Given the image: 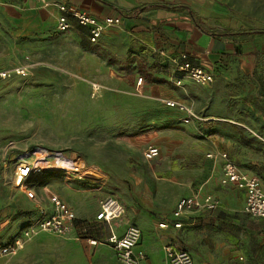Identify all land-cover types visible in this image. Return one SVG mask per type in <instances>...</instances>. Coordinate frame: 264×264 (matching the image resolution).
Listing matches in <instances>:
<instances>
[{"label":"rangeland","instance_id":"obj_1","mask_svg":"<svg viewBox=\"0 0 264 264\" xmlns=\"http://www.w3.org/2000/svg\"><path fill=\"white\" fill-rule=\"evenodd\" d=\"M254 7L260 18L249 17L240 28L264 29V0ZM239 58L225 87L231 93H226V115L238 125L217 112V118L196 126L181 124L148 88L156 76L166 78L163 64L153 61L112 66L114 60L104 57L107 65L96 64L90 71L70 65L37 67L30 76L0 83V221L17 217L2 209L8 195L4 189L25 190L28 184L18 186L14 170L19 161H29L39 169L63 170L58 180L47 181L53 187L59 181L77 182L101 192L97 203L106 196L118 198L124 217L128 210L147 217L150 224L142 233L154 250L162 251L170 241L190 250L193 264H234L239 254L245 264H264V219L246 213L240 193L219 183L217 151L209 139L229 137L231 157L264 183V49ZM139 76L145 83L138 88L134 80ZM147 142L160 146V154L149 160L143 157ZM84 168L96 178L85 177ZM203 183L220 205L194 213L178 229L158 231L155 217ZM15 202L13 195L8 207ZM87 230L101 238L104 234L96 225ZM72 233L84 236L78 227L66 234L40 232L19 253L0 256V264H117L104 244L81 253H57L55 246Z\"/></svg>","mask_w":264,"mask_h":264},{"label":"crops","instance_id":"obj_2","mask_svg":"<svg viewBox=\"0 0 264 264\" xmlns=\"http://www.w3.org/2000/svg\"><path fill=\"white\" fill-rule=\"evenodd\" d=\"M49 1L78 6L98 18L106 15L118 16L121 22L104 28L97 42L92 43L88 39L87 27L79 25L73 19H71V27L66 31H58L56 29L57 9L54 5L43 7L42 0H0V69L24 66L27 68L25 75L30 76L36 71L37 67L40 70L50 66L70 65L80 66L83 69L85 68L86 71H90L96 64L107 65L106 62H103L104 57L114 60L112 66H123L128 63L137 65L144 60L151 61V63L153 61L154 65L163 64L165 68L163 75L166 78L161 75L156 76L155 79H151V85H148V88L151 94L156 96L165 107L177 114L181 124H195L196 126L197 123H204L206 120L217 118L214 116L216 112L222 114V119L225 121L239 124V122L231 120L226 115L228 113L227 94L231 96V93H228L225 87L229 80H232L233 72L239 66L240 56L254 53L260 48L264 49V34L238 38L231 31L243 30V27L240 28V26L249 17L260 18L254 11L257 0ZM236 47L240 48L241 53L235 51ZM179 51H186L188 59L192 63L211 68L214 72L213 81L207 83V85H200L189 78H184L181 85H175L171 82L170 73L175 70L172 58ZM240 66L244 70L247 68L242 67V64ZM25 75H14L0 81V83L2 85L11 81L12 78ZM134 83L136 87H142L145 79L143 78L140 84H137L136 80H134ZM162 99H174L184 102L204 119L184 123L182 121L184 113L174 107L165 105ZM209 139L212 145L211 150L226 151L229 157L237 163L230 155L229 146L232 143L229 137H217L216 135L215 139ZM149 144L158 146L160 154V146L157 143L147 142L144 148ZM218 163V180L221 183L222 161L219 156ZM82 173L85 177L96 178V174L91 169L84 168ZM50 179L58 180V178ZM262 184L264 188V183L262 182ZM204 185L205 183L199 184L192 192L178 196L166 213L157 215L155 217L156 229L164 233V231L175 230L182 226L174 227L170 222L174 220L172 211L179 198L194 193H200L201 195L210 193L216 197ZM226 185L234 189L235 192L240 193L244 203L243 191L232 184ZM27 187L34 191V198H29L25 190L18 191L13 187L4 189L7 190L8 195L7 199L4 200L5 204L2 209L8 210L5 213L6 215L10 214L11 211L15 212L17 217L12 221L9 218L0 221V235L4 234L3 239L0 240V245L17 235L37 213L39 207H43L49 212L52 207L49 195L53 193L74 211L78 225H85L87 229H91L96 225L104 231L102 238L86 233L97 240L93 245L89 244L84 236L78 238L72 233L71 239H67L65 242L59 241L55 246L56 252L81 253L82 248L91 250L97 248L100 244H104L106 250L113 254L117 264H119L114 249L107 242L109 234L107 224L103 220L95 218L99 209L96 200L98 195L101 194L100 191L85 188L77 182L65 181H59L55 187H53L51 181L41 185L28 184ZM13 195L15 196L16 205L20 208L18 213L15 211L17 206L8 207ZM203 211L207 210L187 212L181 216L180 220L183 224L187 217ZM133 218H135V221L132 220ZM162 221H167L168 226L160 227L159 223ZM128 223L136 224L141 230L140 240L136 246V250H141L139 248L141 245L144 251L145 256L141 264H167L168 261L163 248V253L161 250H154L148 239L145 238V233H142V229L145 230L150 224V220L140 213H132L128 210V216L124 217L123 215L117 223H114L113 229L117 234H121ZM142 238L143 240L139 245ZM29 241L30 239L25 242L23 248L27 244L34 243ZM45 242L46 240L42 241V243ZM167 243L188 250L175 242L168 241ZM188 251L192 255V252ZM163 257L165 260H163Z\"/></svg>","mask_w":264,"mask_h":264},{"label":"built area","instance_id":"obj_3","mask_svg":"<svg viewBox=\"0 0 264 264\" xmlns=\"http://www.w3.org/2000/svg\"><path fill=\"white\" fill-rule=\"evenodd\" d=\"M54 5L57 9L56 29L58 31H66L71 27V19L75 20L79 25L87 27L88 39L90 42H97L104 28L117 25L121 22L118 16L95 17L87 10L78 6L67 4L64 2H56L42 0V6L47 7ZM175 70L170 73V80L175 85H181L184 78H189L199 84H207L213 81L214 72L202 64H194L188 59L186 51H179L172 58ZM27 68L24 66H14L11 68L0 69V81L6 80L14 75H25ZM143 81V77L137 78V84ZM163 103L169 107H174L178 111L183 112L182 121L188 123L191 121H201L204 118L194 112L184 102L174 99H162ZM159 154L158 146L154 144L147 145L143 150L145 159H152ZM220 157L222 184H232L244 193L243 209L246 213L253 217L264 219V188L262 181L254 173L239 167L228 155L226 151H218L216 153ZM215 155V156H216ZM208 157H213L212 152L207 153ZM71 166V164H70ZM41 165L31 163L29 161H19L14 170L15 182L19 181L18 186L22 187V183L29 175L30 171L37 170ZM77 169L76 167H72ZM26 195L34 198V191L24 186ZM49 200L52 204L51 210L47 212L45 208L39 207L37 213L25 224L21 231L8 242L0 245V256L14 255L21 250L26 241L40 232H51L56 234H66L68 231L78 227L84 234L86 241L93 245L96 239L88 236L87 226L78 225L74 211L63 202L56 194L51 193ZM220 205L217 197L210 193L201 195L194 193L190 196L181 197L175 204L172 211L174 220L170 221L174 227H180L182 222L181 216L187 212L194 210H213ZM99 209L95 215L97 220H103L109 229L107 242L115 251L116 259L119 264H141L144 253L136 250V246L140 240L141 230L133 223H128L121 234H117L114 229V223H117L124 215L125 208L123 203L114 196H106L98 201ZM160 227L168 226L167 221L159 223ZM163 251L169 264H193L191 253L182 248H177L171 243L163 245ZM244 256L239 254L234 264H245Z\"/></svg>","mask_w":264,"mask_h":264},{"label":"trees","instance_id":"obj_4","mask_svg":"<svg viewBox=\"0 0 264 264\" xmlns=\"http://www.w3.org/2000/svg\"><path fill=\"white\" fill-rule=\"evenodd\" d=\"M231 32H232V34H234L238 38H240V37L244 38L245 36L253 37L256 35L264 34V29L246 28L243 30H233ZM235 51L237 53H241L239 47H236ZM62 175H63V170L61 168L60 169H58V168L57 169L56 168H46V169H39V170H35V171L32 170V171H30L29 175L24 180V183L41 185V184L46 183L50 178H59Z\"/></svg>","mask_w":264,"mask_h":264},{"label":"bare ground","instance_id":"obj_5","mask_svg":"<svg viewBox=\"0 0 264 264\" xmlns=\"http://www.w3.org/2000/svg\"><path fill=\"white\" fill-rule=\"evenodd\" d=\"M17 185H19L20 184V182L19 181H17V182H15Z\"/></svg>","mask_w":264,"mask_h":264}]
</instances>
